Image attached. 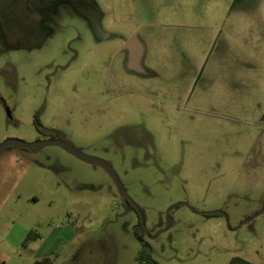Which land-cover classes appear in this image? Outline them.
Here are the masks:
<instances>
[{
	"label": "rangeland",
	"instance_id": "obj_1",
	"mask_svg": "<svg viewBox=\"0 0 264 264\" xmlns=\"http://www.w3.org/2000/svg\"><path fill=\"white\" fill-rule=\"evenodd\" d=\"M28 3L0 0V144L48 140L56 109L82 119L67 139L111 164L150 235L175 203L227 214L179 206L144 236L154 261L264 264V0H61L37 22ZM134 36L144 75L125 64ZM139 226L100 166L0 153V264H145Z\"/></svg>",
	"mask_w": 264,
	"mask_h": 264
},
{
	"label": "water",
	"instance_id": "obj_2",
	"mask_svg": "<svg viewBox=\"0 0 264 264\" xmlns=\"http://www.w3.org/2000/svg\"><path fill=\"white\" fill-rule=\"evenodd\" d=\"M124 49L128 54L127 61H126L127 69L130 72H134L137 74H144L145 70L143 69V67L140 64V61H141L143 54H144V47L140 43V41L134 36L126 43ZM49 146L60 147L61 149L66 151L68 154L74 156L77 159H80V160L86 161V162H90V163H94V164L100 166L101 168H103L108 173V175L111 177V179H112L113 183L115 184L118 192L120 193V196L124 199V202L126 204L128 202H130L135 206V208L137 209V211L140 215L141 227L145 230L146 235H149L148 231L146 230V226L144 223V216H143L142 212L132 202L131 198L128 196V194L124 190L121 182L119 181V179H118L116 173L114 172V170L112 169V167L108 163H106L104 160L99 159V158L94 157V156L86 155V154L80 152L79 150L71 147L70 145H68L67 143L62 142V141H37V142H33V143H27V142L20 141V140L10 139V140H7V141L3 142L2 144H0V153L2 151H4L5 149L11 148V147H17V148H22V149H33V148H38V147H49ZM179 206H187V207H189V209L193 213L199 214V215H208V216L221 215L224 217L228 229H230L228 217L224 211L213 210V211H209V212H199V211H196L194 208H192L190 205H188L184 202H179V203H175L174 205H172L168 208V210L166 211L165 227L161 231L150 236V239L156 238L158 235H160L161 233L167 232L171 228L172 219L170 217V214L173 210L177 209ZM263 211H264V203L262 205L261 211L258 214H256L253 218L260 215ZM253 218L248 219L243 224L250 222Z\"/></svg>",
	"mask_w": 264,
	"mask_h": 264
},
{
	"label": "flooded vegetation",
	"instance_id": "obj_3",
	"mask_svg": "<svg viewBox=\"0 0 264 264\" xmlns=\"http://www.w3.org/2000/svg\"><path fill=\"white\" fill-rule=\"evenodd\" d=\"M29 3L28 5L30 6V9L35 17V20L36 22L38 21V19L40 18V12H42V9H51L58 1H61V0H28ZM234 7V5H233ZM41 19V18H40ZM77 55H75L76 57ZM143 66V64H142ZM66 67H62V69L64 70ZM134 73V72H132ZM137 74V73H135ZM145 74V73H144ZM144 74H138V75H144ZM48 83H50V81H48ZM45 111V107H42L38 112L37 114L35 115V122L37 124L38 127L41 126V122H40V118H41V115L44 113ZM51 122L53 123V126L47 130V139L46 141H62V142H65L67 143L68 145H70L71 147L75 148L71 143L70 141L67 139V136H68V131H66V127H70V131H71V134H75V133H79L75 130L78 129V127H80V125L84 124V122H82V119H68V118H64V116L61 115V112L56 109L55 111V117L54 119H51ZM49 147H57V146H49ZM40 148H44V147H38V148H33V149H29V150H37V149H40ZM57 148H60V147H57ZM61 149V148H60ZM76 149V148H75ZM63 150V149H61ZM78 150V149H77ZM64 151V150H63ZM80 151V150H79ZM66 152V151H64ZM81 152V151H80ZM67 153V152H66ZM254 154H251L249 156H252ZM248 156V158H249ZM255 156V155H254ZM220 159H223L224 160V155H221V157H219ZM106 162V161H105ZM108 163V162H106ZM94 164V163H92ZM109 164V163H108ZM96 165V164H95ZM111 166V164H109ZM204 164H200V165H196V164H193V165H190L189 169H188V173H187V176L189 178H192V179H195V176L196 174L198 176H200V178L202 179H208V174L206 173V171H201L199 170ZM217 168H221L222 167V164H216L215 165ZM112 167V166H111ZM113 169V168H112ZM115 172V171H114ZM181 168L180 167H175V173H178L179 175L181 174ZM118 177V176H117ZM119 179V178H118ZM215 180H218V177H214V178H210L208 181L211 183ZM120 181V180H119ZM121 182V181H120ZM122 184V183H121ZM115 185V184H114ZM123 186V185H122ZM116 187V186H115ZM124 188V187H123ZM125 190V189H124ZM126 191V190H125ZM119 193V192H118ZM127 193V192H126ZM120 195V193H119ZM121 198V202H122V206L126 209V212H129L130 210L134 209L137 211V209L135 208V206L128 202L127 204L124 202V199L120 196ZM132 200V199H131ZM185 203V202H184ZM187 204V203H186ZM222 211V210H221ZM138 213V211H137ZM139 214V213H138ZM199 215V214H198ZM140 216V215H139ZM204 216H208V215H204ZM223 217V216H222ZM138 237H139V240L141 241L142 243V246L143 245H148L145 241H144V236H147L148 238H150V236L152 235H146L145 233V230L141 227V224L140 226L138 227Z\"/></svg>",
	"mask_w": 264,
	"mask_h": 264
},
{
	"label": "trees",
	"instance_id": "obj_4",
	"mask_svg": "<svg viewBox=\"0 0 264 264\" xmlns=\"http://www.w3.org/2000/svg\"><path fill=\"white\" fill-rule=\"evenodd\" d=\"M33 236H35V234L33 232H30L26 237V241L31 240ZM138 260L144 262L145 264H158L151 257V249L149 245H143V248L139 254ZM38 264H51V262L41 261ZM229 264H252V263L242 258L235 257L229 262Z\"/></svg>",
	"mask_w": 264,
	"mask_h": 264
},
{
	"label": "crops",
	"instance_id": "obj_5",
	"mask_svg": "<svg viewBox=\"0 0 264 264\" xmlns=\"http://www.w3.org/2000/svg\"><path fill=\"white\" fill-rule=\"evenodd\" d=\"M127 56H128V54H127V52H126L125 64H126V61H127ZM143 59H144V54H143V57H142V59H141V61H140L141 66H142V64H143ZM142 67H143V66H142Z\"/></svg>",
	"mask_w": 264,
	"mask_h": 264
}]
</instances>
